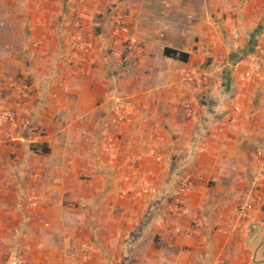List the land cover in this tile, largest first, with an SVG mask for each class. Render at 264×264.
Instances as JSON below:
<instances>
[{"label": "crops", "instance_id": "0c3cea01", "mask_svg": "<svg viewBox=\"0 0 264 264\" xmlns=\"http://www.w3.org/2000/svg\"><path fill=\"white\" fill-rule=\"evenodd\" d=\"M258 47L264 0H0V264H264Z\"/></svg>", "mask_w": 264, "mask_h": 264}, {"label": "built area", "instance_id": "2783aa9c", "mask_svg": "<svg viewBox=\"0 0 264 264\" xmlns=\"http://www.w3.org/2000/svg\"><path fill=\"white\" fill-rule=\"evenodd\" d=\"M77 25L76 22L73 23ZM247 70L244 72L245 76H248L251 72H260L264 71V47L256 48L255 52L252 53L246 60ZM201 76L196 72H187L182 76V80L189 83H199L201 81ZM183 106L188 109V102L184 101ZM123 115L120 114L118 119H122ZM13 120V114L8 109L0 110V121L2 122H11ZM261 157L257 168L252 177V182L255 184L258 181H264V152L260 153ZM189 188L188 176H180L175 192L173 193V202L176 207H181V202L179 200V195L182 194ZM32 202V200H29ZM253 203H258L256 193L251 192L249 199H243L238 205V212L241 216H245L247 212L251 209ZM23 262L21 256H14L10 261V264H21Z\"/></svg>", "mask_w": 264, "mask_h": 264}, {"label": "trees", "instance_id": "16d2710c", "mask_svg": "<svg viewBox=\"0 0 264 264\" xmlns=\"http://www.w3.org/2000/svg\"><path fill=\"white\" fill-rule=\"evenodd\" d=\"M162 52L165 56L173 57L181 61H186L188 57L186 52L178 51L176 49L169 47H164Z\"/></svg>", "mask_w": 264, "mask_h": 264}, {"label": "water", "instance_id": "95a60500", "mask_svg": "<svg viewBox=\"0 0 264 264\" xmlns=\"http://www.w3.org/2000/svg\"><path fill=\"white\" fill-rule=\"evenodd\" d=\"M127 243H128V240H125L124 243H123V253H124L125 256L127 254ZM13 257H14V254L12 253V255L10 257V260H12Z\"/></svg>", "mask_w": 264, "mask_h": 264}]
</instances>
